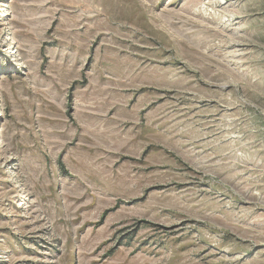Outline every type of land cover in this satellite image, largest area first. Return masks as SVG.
Here are the masks:
<instances>
[{"label": "rangeland", "instance_id": "1", "mask_svg": "<svg viewBox=\"0 0 264 264\" xmlns=\"http://www.w3.org/2000/svg\"><path fill=\"white\" fill-rule=\"evenodd\" d=\"M0 264H264V0H0Z\"/></svg>", "mask_w": 264, "mask_h": 264}]
</instances>
